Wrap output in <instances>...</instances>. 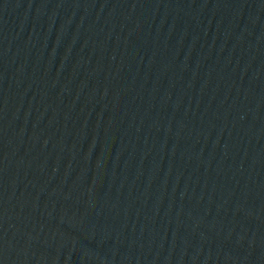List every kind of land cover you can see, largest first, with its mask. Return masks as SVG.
I'll return each mask as SVG.
<instances>
[{"label": "water", "instance_id": "obj_1", "mask_svg": "<svg viewBox=\"0 0 264 264\" xmlns=\"http://www.w3.org/2000/svg\"><path fill=\"white\" fill-rule=\"evenodd\" d=\"M0 264H264V0H0Z\"/></svg>", "mask_w": 264, "mask_h": 264}]
</instances>
